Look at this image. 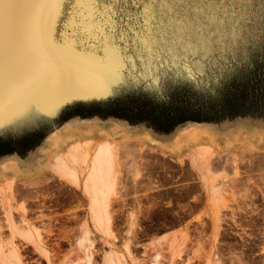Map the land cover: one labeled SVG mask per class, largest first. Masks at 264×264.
<instances>
[{"label": "rangeland", "instance_id": "1", "mask_svg": "<svg viewBox=\"0 0 264 264\" xmlns=\"http://www.w3.org/2000/svg\"><path fill=\"white\" fill-rule=\"evenodd\" d=\"M35 3L29 0L27 9H34ZM10 13L4 6L3 21ZM38 14L33 44L18 82L0 102V142H18L15 147L21 154L0 159L22 163L39 156L48 160L42 151L47 137L71 121L119 125L114 136L117 179L109 201L111 221L108 234L94 231L90 221L84 220L79 190L75 194L68 188L70 184L36 164L20 173L7 196L11 206L21 205L23 218H37L13 222L22 232H37L40 250L10 234L0 208L3 249H17L21 264H81L86 250L77 241L86 226L88 264H101L107 251L120 264H139L154 248L155 239L173 229L177 232L161 242L165 248L175 245L177 250L166 255V264H264V114L186 122L168 132L160 131L178 115L214 111L206 106L199 111L173 110L153 96L160 77L179 80L198 90L197 94L212 86L207 75L196 71L198 63L191 49L183 56L173 54L151 64L130 53L101 61L94 49L88 51L81 44L77 50L71 36L79 27L76 20L61 19L53 9L43 17ZM255 65L264 66L258 56L241 69L243 75ZM54 75L60 76L58 82L51 80ZM66 76L76 82L63 86L66 83L59 82ZM227 83L222 86L224 91ZM225 92L229 97L232 94ZM213 108L226 113L233 106ZM193 126L211 131L210 137L195 143L210 150L199 158L207 167L208 187L189 159L194 144L181 134ZM27 136L32 137L19 140ZM99 140V135H93L84 147L89 152ZM34 142V147L25 150ZM210 186L215 190L210 191Z\"/></svg>", "mask_w": 264, "mask_h": 264}, {"label": "snow or ice", "instance_id": "2", "mask_svg": "<svg viewBox=\"0 0 264 264\" xmlns=\"http://www.w3.org/2000/svg\"><path fill=\"white\" fill-rule=\"evenodd\" d=\"M5 0H0V93L17 82L19 37L3 24ZM43 17L49 9L61 19L76 20L71 33L102 61L125 53L151 64L191 49L196 71L211 87L197 94L185 83L159 78L153 96L173 110L225 106L234 98L222 86L243 78L242 68L258 56L264 63V0H36ZM89 45L92 48H89Z\"/></svg>", "mask_w": 264, "mask_h": 264}, {"label": "bare ground", "instance_id": "3", "mask_svg": "<svg viewBox=\"0 0 264 264\" xmlns=\"http://www.w3.org/2000/svg\"><path fill=\"white\" fill-rule=\"evenodd\" d=\"M51 80L53 81V79ZM44 89L46 88L44 87ZM117 128H119V125L112 122L104 123L90 121L87 123H77V121H71L68 125L62 127L60 131L53 132L47 137L46 147H44L42 151L45 152V155H48V160H44L43 157L41 159L39 156L38 158L32 156L22 163L14 161L2 162L0 164V176L4 173H11L13 175L0 186V208L3 213L2 218L10 234L16 235L27 243H32L36 250H40L37 244L39 243V235L37 232L35 230L22 232V230L11 221L12 214L11 208H9L10 199L7 198L6 195L14 183L13 178L15 175L28 172L30 166L32 167L36 164L38 167L51 170L57 177L79 189L88 199L91 228L94 231L97 230L103 234H108V225L111 221L108 207L110 196L113 194L117 179V142L114 137ZM182 133L186 134L185 136L187 137L188 143L194 144L192 146L193 151L191 150L193 153L191 154L190 152L191 155L189 159L192 166L197 168L198 172H200V179L203 184L208 187L210 182L208 180L207 167L200 162L199 158L207 155L206 153H209L210 150L208 152L206 146L196 145L195 143L203 137H210L211 131L208 128L193 126L181 130V134ZM93 135H99L100 140L97 141L88 152L84 144L86 141H91ZM78 164L83 165V174L80 176L77 175L78 173L76 172V166ZM209 190L214 191L215 188L210 186ZM214 200L215 199H213V201ZM21 208L22 207L19 209ZM176 232L177 230H171L168 234H174ZM88 233L89 231L86 226H84L81 238L77 241L78 245L86 250L84 260L81 264H88L90 258V241L88 240ZM165 237H167V234H163L155 239L156 243L154 248L146 254L143 261L139 264L168 263L166 255L173 254V252L175 254L177 250L174 247L175 245H165V248L164 245L161 244ZM16 250L13 247L8 250L3 249L0 244V264H21L17 253L18 250ZM101 260V264H120V259L115 254L108 251L103 254Z\"/></svg>", "mask_w": 264, "mask_h": 264}, {"label": "trees", "instance_id": "4", "mask_svg": "<svg viewBox=\"0 0 264 264\" xmlns=\"http://www.w3.org/2000/svg\"><path fill=\"white\" fill-rule=\"evenodd\" d=\"M255 65L252 70L249 69L244 73L243 78L239 80H233L227 83L225 91L232 92L231 96L234 98L230 104H232L233 108L226 113H223L220 109L213 108L214 111L196 113L190 111V113H184L182 115H178L174 121H170V123L165 124V127L162 129H158L163 132H168L172 130L175 126L186 122L193 123H201V122H211L214 119H223L230 118L240 115H262L264 114V66L256 67ZM225 88V87H224ZM207 107V106H206ZM199 111L201 108H196ZM220 110V111H219ZM216 114V117H209V115ZM172 122V123H171ZM30 137L27 136L22 139H19L21 142H26ZM32 139V138H31ZM16 141H1L0 142V156L10 155L13 153L21 154V150H19L16 146ZM36 143H28L25 146V150H29L30 147H34Z\"/></svg>", "mask_w": 264, "mask_h": 264}, {"label": "water", "instance_id": "5", "mask_svg": "<svg viewBox=\"0 0 264 264\" xmlns=\"http://www.w3.org/2000/svg\"><path fill=\"white\" fill-rule=\"evenodd\" d=\"M28 2L29 0H9V2L8 0H5L4 4L7 10L11 12L9 18L3 21L5 32H7L8 28L11 26L19 37V47L16 59L17 76L20 72V68L24 64L23 62L25 61L27 52L32 47V39L35 33V18L39 16L35 9H27ZM34 2L36 1L34 0ZM24 6L26 8H24ZM25 18H28V21L24 20ZM57 76L60 77L59 75ZM8 92L0 93V102L1 98H3Z\"/></svg>", "mask_w": 264, "mask_h": 264}, {"label": "crops", "instance_id": "6", "mask_svg": "<svg viewBox=\"0 0 264 264\" xmlns=\"http://www.w3.org/2000/svg\"><path fill=\"white\" fill-rule=\"evenodd\" d=\"M66 80H64V81H62V82H59V83H66V84H64L63 86H66L67 85V83H69V82H76L73 78H69V80H67V76H66V78H65ZM60 79H58V76H56V75H54V77H53V82H58ZM54 87V86H53ZM46 89H47V87H45ZM52 88V87H51ZM50 89V88H49ZM104 121H108V120H104ZM4 160L5 159H0V164L2 163V162H4ZM22 161H24V160H22ZM25 161H27V160H25ZM82 169H83V165H80V164H78L77 166H76V172L78 173L77 175H81V171H82ZM13 175L11 174V173H4V174H2L1 176H0V186H2V184L5 182V180H8V179H10L11 177H12ZM7 177V178H6ZM21 177V174H19V175H15V177L13 178V182H15L16 180H18L19 178ZM3 182H2V181ZM68 185V184H67ZM12 187H13V184H12ZM11 187V188H12ZM68 188H70V190H72L75 194H77L76 192L79 190V189H77L75 186H72V185H68ZM79 192H80V194L82 195V197L83 198H81L80 197V195H78V197L80 198V201H81V203L82 204H84V208H85V221H91V219H90V214H89V211H88V208H89V206H88V199L81 193V191L79 190ZM17 193H19V194H21L22 192L19 190ZM7 195V194H6ZM9 196V195H8ZM8 196H7V198H8ZM10 199V198H9ZM218 201V200H217ZM11 203H12V201H11V199H10V206H11ZM19 207V206H18ZM17 207V205L16 206H12L11 207V214H12V218H11V221H37V218H35V217H29V216H26L25 218H23V216L21 215V213H20V209ZM17 208L19 209V210H17ZM108 209H109V207H108ZM196 216H197V214H196ZM200 217V216H199ZM191 221H194V219H192ZM88 228L89 229H91L89 226H88ZM177 229H179V228H177ZM173 230V229H172ZM171 231V230H170ZM169 232V231H168ZM168 232L166 233H162L161 235H163V234H167V237L169 236V235H172V234H168ZM161 235H159V236H161ZM158 236V237H159ZM167 237H165V239L167 238ZM165 239H163V240H165ZM34 240V239H33ZM39 241V240H38ZM28 244H30V243H28ZM38 244V243H37ZM12 247V246H11ZM169 262V261H168Z\"/></svg>", "mask_w": 264, "mask_h": 264}]
</instances>
